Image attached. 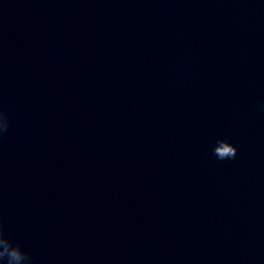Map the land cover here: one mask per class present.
Listing matches in <instances>:
<instances>
[{
	"label": "clouds",
	"instance_id": "9594fccd",
	"mask_svg": "<svg viewBox=\"0 0 264 264\" xmlns=\"http://www.w3.org/2000/svg\"><path fill=\"white\" fill-rule=\"evenodd\" d=\"M264 111V104L260 106ZM10 120L7 112L0 108V138L9 130ZM238 149L226 139H218L212 154L220 161L235 159ZM0 264H32L31 255L19 243H13L5 226L0 221Z\"/></svg>",
	"mask_w": 264,
	"mask_h": 264
}]
</instances>
